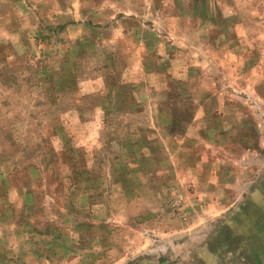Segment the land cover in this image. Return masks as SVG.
I'll list each match as a JSON object with an SVG mask.
<instances>
[{
  "label": "rangeland",
  "instance_id": "374dc122",
  "mask_svg": "<svg viewBox=\"0 0 264 264\" xmlns=\"http://www.w3.org/2000/svg\"><path fill=\"white\" fill-rule=\"evenodd\" d=\"M262 178L264 0H0V264L152 261Z\"/></svg>",
  "mask_w": 264,
  "mask_h": 264
},
{
  "label": "crops",
  "instance_id": "0c3cea01",
  "mask_svg": "<svg viewBox=\"0 0 264 264\" xmlns=\"http://www.w3.org/2000/svg\"><path fill=\"white\" fill-rule=\"evenodd\" d=\"M219 216L172 233L154 245L152 261L137 264H264V178Z\"/></svg>",
  "mask_w": 264,
  "mask_h": 264
}]
</instances>
